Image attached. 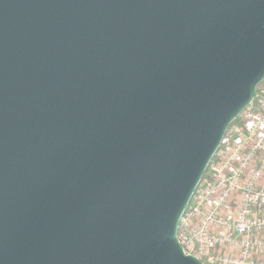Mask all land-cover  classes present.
<instances>
[{
    "label": "water",
    "instance_id": "95a60500",
    "mask_svg": "<svg viewBox=\"0 0 264 264\" xmlns=\"http://www.w3.org/2000/svg\"><path fill=\"white\" fill-rule=\"evenodd\" d=\"M264 80V0H0V264H202L178 223Z\"/></svg>",
    "mask_w": 264,
    "mask_h": 264
},
{
    "label": "built area",
    "instance_id": "2783aa9c",
    "mask_svg": "<svg viewBox=\"0 0 264 264\" xmlns=\"http://www.w3.org/2000/svg\"><path fill=\"white\" fill-rule=\"evenodd\" d=\"M177 238L202 264H264V80L227 127Z\"/></svg>",
    "mask_w": 264,
    "mask_h": 264
}]
</instances>
